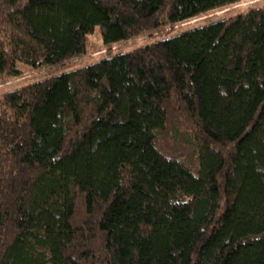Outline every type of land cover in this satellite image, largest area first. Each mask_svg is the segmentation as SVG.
<instances>
[{"label": "trees", "instance_id": "16d2710c", "mask_svg": "<svg viewBox=\"0 0 264 264\" xmlns=\"http://www.w3.org/2000/svg\"><path fill=\"white\" fill-rule=\"evenodd\" d=\"M237 1L0 0V81ZM0 264H264V6L0 93Z\"/></svg>", "mask_w": 264, "mask_h": 264}, {"label": "rangeland", "instance_id": "374dc122", "mask_svg": "<svg viewBox=\"0 0 264 264\" xmlns=\"http://www.w3.org/2000/svg\"><path fill=\"white\" fill-rule=\"evenodd\" d=\"M264 0H239L232 4H227L204 13H200L192 18L179 21L176 23H165L159 29L152 30L147 33L140 34L129 40L121 41L118 43L105 45L102 41L99 26H95L93 31L87 36V50L86 52L70 60L51 64L43 65L40 67H32L28 64H19L22 68V73L16 77H10L0 81V93L17 88L27 83L41 80L48 76L58 75L62 72L68 71L78 66L86 65L92 62L99 61L107 56H111L120 52H124L139 46H144L158 39L167 38L177 32L188 30L199 25L206 24L213 20L219 19L224 16H229L237 13H244L251 8L263 7ZM187 124V123H186ZM184 126L183 131L191 133L188 126ZM182 147L183 156L192 158L191 149Z\"/></svg>", "mask_w": 264, "mask_h": 264}]
</instances>
